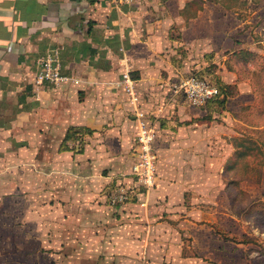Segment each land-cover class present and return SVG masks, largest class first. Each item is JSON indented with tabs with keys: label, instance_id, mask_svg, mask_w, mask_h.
<instances>
[{
	"label": "crops",
	"instance_id": "crops-1",
	"mask_svg": "<svg viewBox=\"0 0 264 264\" xmlns=\"http://www.w3.org/2000/svg\"><path fill=\"white\" fill-rule=\"evenodd\" d=\"M132 6L126 19L111 0H0V216L24 232L19 261L226 260L227 254L218 260L226 242L201 217L217 215L212 186L233 154L231 144L232 152H220L219 140L236 133L235 115L257 102L252 75L247 69L242 75L239 63L243 52L264 55V0ZM52 49L71 80L36 86V59ZM188 67L235 90L223 109L192 107L174 92ZM126 69L136 77L139 106L157 127V181L141 203L112 207L104 194L129 181L136 134L137 107L116 88ZM203 199L208 209L200 208Z\"/></svg>",
	"mask_w": 264,
	"mask_h": 264
},
{
	"label": "rangeland",
	"instance_id": "rangeland-1",
	"mask_svg": "<svg viewBox=\"0 0 264 264\" xmlns=\"http://www.w3.org/2000/svg\"><path fill=\"white\" fill-rule=\"evenodd\" d=\"M121 9L122 17L128 19L125 13L135 8L132 5H121ZM122 27L128 32V24H123ZM122 42L124 46L127 45L126 39ZM242 58L244 61L243 64L239 63V71L246 75L247 69L252 75L257 102L245 106L239 114L232 117L233 124L230 127L236 133L222 136L224 140H219L218 143V147L223 143L220 152L225 154L232 152L228 144L233 145L234 149L233 154L229 156L227 169L219 172L221 176L212 186L218 198L217 215L201 217L208 220H203L202 223L211 226V231L228 246L220 247L218 255L220 260L227 254L226 260L213 264H264V55H242ZM246 63L250 66H245ZM202 72L188 67L181 71L180 76L187 77ZM206 78L209 80V77ZM208 105L207 108L210 107ZM205 108L206 106L203 107ZM215 121L219 123L223 120L216 118ZM202 187L204 189L205 185ZM140 198L141 196H138L133 201L141 203ZM209 206L207 200L201 201L200 208L203 210ZM190 218L194 222H201H198V216ZM2 221H5L4 224ZM12 224L16 225L13 219H3L0 216V264H41L42 261L34 263L36 259L33 261L32 257H26V262L21 257L19 261L18 255H23L25 248L19 247L18 242L19 238H23L24 232L18 231V227L11 226ZM28 250L34 252L32 248L26 251ZM57 263L71 264L61 259H58Z\"/></svg>",
	"mask_w": 264,
	"mask_h": 264
},
{
	"label": "built area",
	"instance_id": "built-area-1",
	"mask_svg": "<svg viewBox=\"0 0 264 264\" xmlns=\"http://www.w3.org/2000/svg\"><path fill=\"white\" fill-rule=\"evenodd\" d=\"M136 0H111L116 6L132 5ZM36 69L33 84L36 86L51 85L57 87L71 79L65 75L60 61L58 50L47 51L36 59ZM74 82H77L74 80ZM116 88L121 90L127 103L136 105L133 111V121L136 127L135 142L132 150V164L128 173L129 181L116 183L104 194L108 206H116L133 201L138 196L146 194L156 186L157 181V154L155 141L157 127L149 112L139 106L140 92L136 79L126 69L120 74ZM175 93L182 94L184 100L192 107L205 105L218 97L219 89L197 74H190L173 85Z\"/></svg>",
	"mask_w": 264,
	"mask_h": 264
},
{
	"label": "trees",
	"instance_id": "trees-1",
	"mask_svg": "<svg viewBox=\"0 0 264 264\" xmlns=\"http://www.w3.org/2000/svg\"><path fill=\"white\" fill-rule=\"evenodd\" d=\"M242 55H251V56H254V57L257 56V54H254V53H251V52L250 53L249 52H243V54L241 53V56ZM131 76L133 78H136L134 74H131ZM198 76L206 79L210 84H213V85L217 86L218 89H219L218 97H216L215 99L209 101L208 102L209 106L212 109L214 108L215 110L223 109L225 99L227 98V96H233V94L235 93V90L232 87H230V86H226L225 87V86H220L217 83L210 82L202 73H199ZM208 103L205 106H207ZM208 119H209V117H208ZM82 130H84V129L69 131L68 136H73V135L75 136L76 134H80L82 132ZM87 133H88V131H87Z\"/></svg>",
	"mask_w": 264,
	"mask_h": 264
}]
</instances>
